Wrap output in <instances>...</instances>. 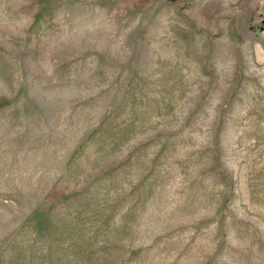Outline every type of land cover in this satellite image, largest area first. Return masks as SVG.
I'll use <instances>...</instances> for the list:
<instances>
[{
    "label": "rangeland",
    "instance_id": "1",
    "mask_svg": "<svg viewBox=\"0 0 264 264\" xmlns=\"http://www.w3.org/2000/svg\"><path fill=\"white\" fill-rule=\"evenodd\" d=\"M0 264H264V0H0Z\"/></svg>",
    "mask_w": 264,
    "mask_h": 264
}]
</instances>
